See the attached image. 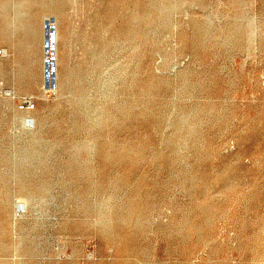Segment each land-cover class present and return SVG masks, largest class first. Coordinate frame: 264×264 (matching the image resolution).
I'll return each mask as SVG.
<instances>
[{
    "label": "rangeland",
    "instance_id": "rangeland-1",
    "mask_svg": "<svg viewBox=\"0 0 264 264\" xmlns=\"http://www.w3.org/2000/svg\"><path fill=\"white\" fill-rule=\"evenodd\" d=\"M0 5V264H264V0Z\"/></svg>",
    "mask_w": 264,
    "mask_h": 264
},
{
    "label": "bare ground",
    "instance_id": "bare-ground-1",
    "mask_svg": "<svg viewBox=\"0 0 264 264\" xmlns=\"http://www.w3.org/2000/svg\"><path fill=\"white\" fill-rule=\"evenodd\" d=\"M40 1H41V0H39V2H40ZM114 2H115V1H114ZM136 2H137V1H136ZM37 3H38V2H37ZM125 3H126V2H125ZM134 3H135V2H134ZM134 3H133V4H134ZM137 3H138V2H137ZM147 3H148V2H147ZM153 3H154V2H153ZM38 4H39V3H38ZM50 4H51V3H50ZM55 4H56V3H55ZM130 4H131V3H130ZM138 5H139V3L137 4V6H138ZM0 6H1V5H0ZM40 6H41V5H40ZM42 6H43V5H42ZM59 6H60V5H58V8H59ZM132 6H133V5H132ZM132 6H131V7H132ZM154 6H155V5H154ZM152 7H153V6H152ZM113 8H114V7H113ZM134 8H135V7H134ZM142 8H143V7H142ZM150 9H151V8H150ZM40 10H41V9H40ZM44 10H45V9H44ZM158 10H159V9H158ZM142 11H143V10H142ZM142 11H141V12H142ZM145 11H146V10H145ZM130 12H131V11H130ZM152 12H153V11H152ZM158 12H159V11H158ZM60 14H61V12H60ZM40 15H41V14H40ZM60 16H61V15H60ZM62 16H63V15H62ZM53 17H54V16H53ZM34 18H35V16H34ZM59 18H60V17H59ZM56 19H57V18H56ZM128 19H129V18H128ZM60 20H61V19H60ZM61 21H62V20H61ZM58 22H59V21H58ZM119 27H120V26H119Z\"/></svg>",
    "mask_w": 264,
    "mask_h": 264
}]
</instances>
